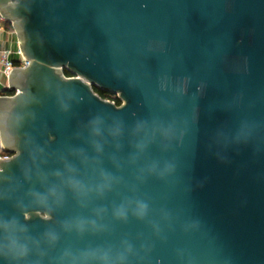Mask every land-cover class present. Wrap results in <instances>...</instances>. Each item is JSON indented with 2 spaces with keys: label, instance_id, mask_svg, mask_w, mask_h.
Wrapping results in <instances>:
<instances>
[{
  "label": "water",
  "instance_id": "water-1",
  "mask_svg": "<svg viewBox=\"0 0 264 264\" xmlns=\"http://www.w3.org/2000/svg\"><path fill=\"white\" fill-rule=\"evenodd\" d=\"M0 15L27 62L0 96V218L27 229L24 264H264V0Z\"/></svg>",
  "mask_w": 264,
  "mask_h": 264
},
{
  "label": "clouds",
  "instance_id": "clouds-1",
  "mask_svg": "<svg viewBox=\"0 0 264 264\" xmlns=\"http://www.w3.org/2000/svg\"><path fill=\"white\" fill-rule=\"evenodd\" d=\"M101 124L100 120H94L91 125V132L93 136L101 135ZM119 129L114 130V134H118ZM71 186L74 189H79L80 186L77 182L71 181ZM53 197L58 198V194L55 190L51 193ZM39 198V197H38ZM144 206L139 209L140 214L144 212ZM47 220H51L50 214L44 217ZM30 219V217H26ZM46 239L49 243L56 241L54 234H47ZM31 241L27 238V229L21 226L15 220H5L0 218V258H4L10 262V264H24L30 254ZM101 264H111L107 258H102Z\"/></svg>",
  "mask_w": 264,
  "mask_h": 264
},
{
  "label": "crops",
  "instance_id": "crops-1",
  "mask_svg": "<svg viewBox=\"0 0 264 264\" xmlns=\"http://www.w3.org/2000/svg\"><path fill=\"white\" fill-rule=\"evenodd\" d=\"M3 51L11 52V60L18 62L20 60L19 37L8 21H2L0 18V54ZM9 86V77L4 74L0 64V93L6 91Z\"/></svg>",
  "mask_w": 264,
  "mask_h": 264
},
{
  "label": "built area",
  "instance_id": "built-area-1",
  "mask_svg": "<svg viewBox=\"0 0 264 264\" xmlns=\"http://www.w3.org/2000/svg\"><path fill=\"white\" fill-rule=\"evenodd\" d=\"M0 18L2 21H6L1 15H0ZM19 54H20V60L18 62H14L11 60L10 51H3L0 54V64L3 68L4 74L7 75L8 77L15 68H24L27 65V62L22 57L21 53ZM11 158H12V154L5 151L4 145L0 138V161L9 160Z\"/></svg>",
  "mask_w": 264,
  "mask_h": 264
},
{
  "label": "trees",
  "instance_id": "trees-1",
  "mask_svg": "<svg viewBox=\"0 0 264 264\" xmlns=\"http://www.w3.org/2000/svg\"><path fill=\"white\" fill-rule=\"evenodd\" d=\"M65 75H66L67 77H72V73H70L69 71H65ZM95 91H96V92H97V93H98L103 99L114 101V102L117 103L118 106L121 105V101H120L118 98L114 97L113 95H111V94H109V93H104V92L100 91V90L97 89V88H95ZM14 94H15L14 92L6 90V91H3L2 93H0V96H13ZM103 94H107V95H109V96L105 97V96H103Z\"/></svg>",
  "mask_w": 264,
  "mask_h": 264
},
{
  "label": "flooded vegetation",
  "instance_id": "flooded-vegetation-1",
  "mask_svg": "<svg viewBox=\"0 0 264 264\" xmlns=\"http://www.w3.org/2000/svg\"><path fill=\"white\" fill-rule=\"evenodd\" d=\"M103 96L107 97V96H109V95H107V94H103Z\"/></svg>",
  "mask_w": 264,
  "mask_h": 264
},
{
  "label": "rangeland",
  "instance_id": "rangeland-1",
  "mask_svg": "<svg viewBox=\"0 0 264 264\" xmlns=\"http://www.w3.org/2000/svg\"><path fill=\"white\" fill-rule=\"evenodd\" d=\"M114 97L118 98V96H114Z\"/></svg>",
  "mask_w": 264,
  "mask_h": 264
}]
</instances>
